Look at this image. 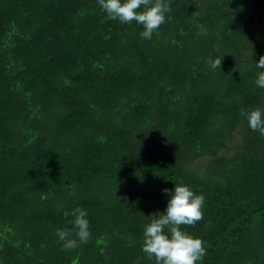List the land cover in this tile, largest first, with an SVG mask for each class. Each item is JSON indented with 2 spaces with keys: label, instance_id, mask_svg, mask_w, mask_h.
<instances>
[{
  "label": "trees",
  "instance_id": "16d2710c",
  "mask_svg": "<svg viewBox=\"0 0 264 264\" xmlns=\"http://www.w3.org/2000/svg\"><path fill=\"white\" fill-rule=\"evenodd\" d=\"M169 3L145 40L97 0H0V264H154L143 226L174 183L205 198L180 226L198 264H264V137L239 115L264 109V0ZM77 207L91 236L65 250Z\"/></svg>",
  "mask_w": 264,
  "mask_h": 264
},
{
  "label": "clouds",
  "instance_id": "9594fccd",
  "mask_svg": "<svg viewBox=\"0 0 264 264\" xmlns=\"http://www.w3.org/2000/svg\"><path fill=\"white\" fill-rule=\"evenodd\" d=\"M100 9L109 20H118L122 24L133 21L142 26L139 33L142 39L152 38L159 26L166 22L171 11L169 0H97ZM105 39L109 37L105 35ZM253 55V52H252ZM211 69L220 67L221 57L206 61ZM258 70L254 84L264 89V55L255 61ZM239 115L247 121V126L264 137V109L241 108ZM162 192L168 196L165 209L157 210L146 217L143 226L141 251L154 264H198L205 255L202 239L184 231L181 225H194L202 219L204 195L197 194L185 183H174ZM71 216L70 228H57L55 236L61 247L72 250L78 243H85L91 236L87 211L82 207L65 211Z\"/></svg>",
  "mask_w": 264,
  "mask_h": 264
},
{
  "label": "rangeland",
  "instance_id": "374dc122",
  "mask_svg": "<svg viewBox=\"0 0 264 264\" xmlns=\"http://www.w3.org/2000/svg\"><path fill=\"white\" fill-rule=\"evenodd\" d=\"M202 158L198 159L195 161L196 166H198L200 169H203V163H202Z\"/></svg>",
  "mask_w": 264,
  "mask_h": 264
}]
</instances>
